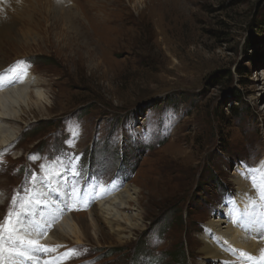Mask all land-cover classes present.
I'll return each instance as SVG.
<instances>
[{
	"label": "rangeland",
	"instance_id": "1",
	"mask_svg": "<svg viewBox=\"0 0 264 264\" xmlns=\"http://www.w3.org/2000/svg\"><path fill=\"white\" fill-rule=\"evenodd\" d=\"M263 15L264 0H0V77L30 72L50 98L18 122L5 151L22 155L16 173L0 166V223L52 158L88 209L83 187L101 181L138 186L144 214L124 240L99 222L100 243L47 247L73 250L62 264H162L183 241L188 264H231L204 256L202 234L242 185L264 183ZM84 204L77 213L87 218ZM140 244L144 254L134 255Z\"/></svg>",
	"mask_w": 264,
	"mask_h": 264
},
{
	"label": "bare ground",
	"instance_id": "2",
	"mask_svg": "<svg viewBox=\"0 0 264 264\" xmlns=\"http://www.w3.org/2000/svg\"><path fill=\"white\" fill-rule=\"evenodd\" d=\"M28 73L29 75L23 72L21 76L17 73L18 75L11 77H0V150L8 144L13 143V137L20 130L18 122L24 120V116L26 117L31 114L29 112H33V109L44 110L46 104L50 102L48 91L40 86L37 78L35 79L32 73ZM18 83L19 85H16ZM80 136L83 138V134H80ZM62 174L64 175L65 172ZM71 184L74 185L73 183ZM247 186L246 188V186L242 185L239 188V192L244 194L239 193L242 196L238 200L235 202L230 201V203L224 205L219 210V215L208 221L207 232L202 234L201 250L205 257L224 260L225 262H231V264H241V261L243 264H251L252 262H249L250 256L261 257V250L264 249L262 247L264 239L259 236L258 230L262 229L259 226L260 221L264 223V206H261L264 203V183L263 185H254L252 183L251 186ZM86 187L87 184L83 189H88L86 192L87 197L95 205L93 210L87 208L85 198L80 197V200H77L76 197L75 201L73 197L74 205L78 206V210H76L74 205H72L73 203H66L67 207L65 208V203L58 206L54 202L37 195L35 192L30 193L29 196L31 198L42 199L43 204L47 206H42V208L36 207L28 217H25L26 223L23 227L26 225L28 228L23 232L18 231V236L25 241L29 239L36 240L40 245L51 247L53 245L60 246L68 243L70 237L76 243L89 241L90 238L100 243V237L105 235V229H108L109 233H115V236L119 240H124L127 236L124 232L133 234V230L141 228L142 223H144V214L140 188L138 186L134 185L130 187L129 185H125L122 188V186L115 184L106 185L100 183L99 185H92L89 188ZM258 189L261 193L258 192ZM254 191L260 197L258 198L262 200L261 204L259 200V202L248 201L247 198L254 194ZM83 201L85 202L83 211L87 210V218L81 217L77 213L80 211V205ZM132 205L135 206L134 210L128 212L126 208ZM52 210L56 212L53 213L54 217L51 219L49 212ZM33 213H38L39 215L35 217L31 215ZM67 213H71L70 217L63 218ZM84 214L86 213L84 212ZM234 216L236 217L235 219L233 218ZM62 218L63 221H61ZM54 222L57 223L56 227L53 225ZM99 222L105 225V229L101 227ZM238 222L244 223L242 224L243 229H245L244 232L235 228ZM36 223L46 225L42 235L36 234L33 230V226ZM249 229L250 232H248ZM16 238L17 236H14V239ZM51 254L50 252L47 255H38L32 260H25L20 257H12L11 259L13 260V264H62L65 260L62 253L56 256Z\"/></svg>",
	"mask_w": 264,
	"mask_h": 264
},
{
	"label": "snow or ice",
	"instance_id": "3",
	"mask_svg": "<svg viewBox=\"0 0 264 264\" xmlns=\"http://www.w3.org/2000/svg\"><path fill=\"white\" fill-rule=\"evenodd\" d=\"M77 173L71 174V178H74ZM32 177L34 180H40V181H46V177H40L37 176L36 173H32ZM66 187L68 189L67 192H65L66 198H72L73 196L78 195L76 193L75 187L71 184L70 180L66 184ZM52 191H56L55 188L51 189ZM25 193H27L28 189H24ZM16 202V198H14V203ZM47 205L43 204L42 199L37 198H29L27 201L24 202V205L22 206L21 210L18 213H14L12 209L9 210L8 215L5 218V221L3 223H0V233L7 230L9 232V239L13 240L12 233L18 232V231H24L23 225L26 223L25 217L28 216L30 213L33 212V210L36 207ZM55 207V205H53ZM64 207H67V204H64ZM15 217V219H13ZM262 229H264V223H260L259 225ZM46 228V225L41 224H34L33 230L38 235H42L44 233V230ZM2 237H0V241H2ZM13 247L10 249H6L4 247V244L0 242V264H5V252H8L9 259L12 257H20L25 260H32L34 257L38 255H47L49 252L54 251L53 249H48L46 246L40 245L38 241L36 240H24L21 237H17L13 240ZM60 247V246H57ZM73 252V250H69V252L64 253L65 257L71 258L70 253ZM261 264H264V249L261 250Z\"/></svg>",
	"mask_w": 264,
	"mask_h": 264
},
{
	"label": "trees",
	"instance_id": "4",
	"mask_svg": "<svg viewBox=\"0 0 264 264\" xmlns=\"http://www.w3.org/2000/svg\"><path fill=\"white\" fill-rule=\"evenodd\" d=\"M260 24L264 25V15L262 17V22H260ZM244 70L245 69L243 67H240L238 71H239V73L242 74V73H244ZM237 109L238 108H236V107L235 108L231 107L230 112L235 113V111H237ZM223 116H224V112H222V117ZM210 178L213 179V175H210ZM176 213L177 214H176L175 219H177V221H179L180 224H184V222H187V215L184 212V210L179 209V210H177ZM165 227L166 226H164L163 229H165ZM140 245H138V246H140ZM144 246H145V244H143V246L141 245L140 248H135L134 255H138V254L143 253L141 250H142V247H144ZM117 250H118V248L115 251H117ZM191 253H192V251L190 252V250H187L186 241H183L175 249L171 250L169 253L166 251L163 253L161 258H162V260L164 259V261H162V264L163 263L165 264L168 259L173 264H188V257Z\"/></svg>",
	"mask_w": 264,
	"mask_h": 264
}]
</instances>
